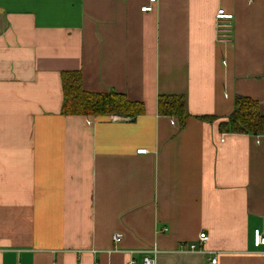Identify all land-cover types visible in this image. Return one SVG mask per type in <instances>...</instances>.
<instances>
[{
  "label": "crops",
  "instance_id": "0c3cea01",
  "mask_svg": "<svg viewBox=\"0 0 264 264\" xmlns=\"http://www.w3.org/2000/svg\"><path fill=\"white\" fill-rule=\"evenodd\" d=\"M147 5L0 0V264H264V134L218 130L236 96L264 115V0ZM65 71L144 115L62 116Z\"/></svg>",
  "mask_w": 264,
  "mask_h": 264
},
{
  "label": "trees",
  "instance_id": "16d2710c",
  "mask_svg": "<svg viewBox=\"0 0 264 264\" xmlns=\"http://www.w3.org/2000/svg\"><path fill=\"white\" fill-rule=\"evenodd\" d=\"M62 91L61 115L64 117L103 118L116 116L134 120L144 115L141 102L130 101L124 94L107 92L91 93L82 87V75L79 71L60 73ZM157 113L162 117H171L184 127L187 114L182 96H159ZM200 120L213 123V117H199ZM220 133L259 136L264 134V115L259 103L248 98L236 96L233 110L225 122L218 125Z\"/></svg>",
  "mask_w": 264,
  "mask_h": 264
},
{
  "label": "built area",
  "instance_id": "2783aa9c",
  "mask_svg": "<svg viewBox=\"0 0 264 264\" xmlns=\"http://www.w3.org/2000/svg\"><path fill=\"white\" fill-rule=\"evenodd\" d=\"M156 0H149V5L143 7L141 9L142 12H150L152 11V4L155 3ZM233 20L232 14L225 12L223 9H219L215 14V21H216V31L219 33L220 36L225 37L227 31L229 32L231 28V21ZM145 151H138L139 154H143ZM116 238V237H115ZM198 243L200 245L207 242V235L205 233H200L197 237ZM253 244L256 248L264 247V234L260 231L256 230L253 234ZM190 250H193L191 248ZM147 254H152L154 258H150L145 256L142 258V264H156L155 262V255L158 254L156 249H151ZM216 260L212 259L211 264H215ZM81 264V263H80ZM126 264H135L134 261H128Z\"/></svg>",
  "mask_w": 264,
  "mask_h": 264
}]
</instances>
